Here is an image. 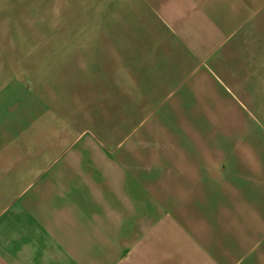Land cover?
Masks as SVG:
<instances>
[{
  "label": "crops",
  "instance_id": "1",
  "mask_svg": "<svg viewBox=\"0 0 264 264\" xmlns=\"http://www.w3.org/2000/svg\"><path fill=\"white\" fill-rule=\"evenodd\" d=\"M85 11L96 48L91 73L77 66L72 106L68 56L40 57L26 79L0 55V264H264V134L250 128L264 125V0ZM85 91L99 125L156 117L165 141L193 148L153 167L118 163L84 124Z\"/></svg>",
  "mask_w": 264,
  "mask_h": 264
},
{
  "label": "rangeland",
  "instance_id": "2",
  "mask_svg": "<svg viewBox=\"0 0 264 264\" xmlns=\"http://www.w3.org/2000/svg\"><path fill=\"white\" fill-rule=\"evenodd\" d=\"M94 1L0 0V20L2 13L5 12L4 29H0V55H5L6 60H10L5 61L6 67L15 64L13 58L16 56V64L14 65L16 74L27 79L31 69L33 71L38 70L41 65L45 64L38 61L40 57L68 56L70 69L69 98L71 104L76 96L72 90L71 83L77 78V66H79L81 71H85L84 75L91 73L93 68L92 61H88L91 58L88 55L93 54L96 48L94 46L93 30L91 29V24H88L89 28L83 30L80 28L79 23L87 21L88 15L84 14V12H87L85 11L86 9L91 10ZM12 20H14V23ZM112 49L113 51L117 49V52L119 50L123 51V46H116ZM97 51L108 54L109 46H97ZM87 57H89L88 60ZM47 64L53 67L50 70L53 78L56 79L57 74L59 77L60 70H57V66H60L61 63L54 61ZM84 80L87 82L89 79L86 77ZM91 94L86 93V91L84 93V124L88 127V123H91L95 133L98 132L101 136L108 138L104 144L106 149L118 150V163L128 164V160H132L134 167L145 164L153 167L165 164L166 161H171L172 157L164 158L163 156L173 155L175 148L181 150L193 148L194 142L189 139L165 141L163 138L166 134H169L170 127H165V125L154 126L157 123L156 117L151 118L149 122L148 120L143 122L145 123L143 126H139L135 122L126 126L117 125L116 127L99 125L93 116ZM256 117L261 120L257 113ZM256 124L254 123L253 125L255 126H250V128H259L261 133L264 134V125ZM180 128L182 133L186 132L182 137H189L192 127L184 126ZM193 128H195V134L197 135L205 133L204 126ZM148 129L150 134H154V136L151 135L146 143L141 141L140 137ZM201 129L203 130L201 131ZM114 133L116 134L115 141L112 140ZM128 151H133L134 157L129 158ZM141 152H147L148 157H139ZM135 154L139 156L135 157Z\"/></svg>",
  "mask_w": 264,
  "mask_h": 264
}]
</instances>
